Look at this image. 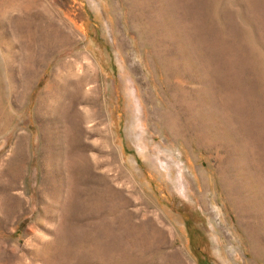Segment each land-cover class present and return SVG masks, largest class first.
I'll return each mask as SVG.
<instances>
[{
    "label": "rangeland",
    "instance_id": "obj_1",
    "mask_svg": "<svg viewBox=\"0 0 264 264\" xmlns=\"http://www.w3.org/2000/svg\"><path fill=\"white\" fill-rule=\"evenodd\" d=\"M0 264H264V0H0Z\"/></svg>",
    "mask_w": 264,
    "mask_h": 264
}]
</instances>
